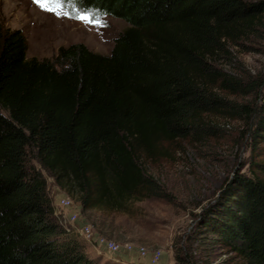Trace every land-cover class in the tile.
Here are the masks:
<instances>
[{
  "label": "trees",
  "instance_id": "1",
  "mask_svg": "<svg viewBox=\"0 0 264 264\" xmlns=\"http://www.w3.org/2000/svg\"><path fill=\"white\" fill-rule=\"evenodd\" d=\"M64 1L73 17L128 26L109 53L73 43L39 59L21 29L0 24V264H111L58 221L32 158L83 211H127L162 196L146 163L180 139L219 137L215 118H241L264 142V73L240 77L219 64L231 45L261 36L264 0ZM253 162L206 220L238 264H264V159Z\"/></svg>",
  "mask_w": 264,
  "mask_h": 264
},
{
  "label": "rangeland",
  "instance_id": "2",
  "mask_svg": "<svg viewBox=\"0 0 264 264\" xmlns=\"http://www.w3.org/2000/svg\"><path fill=\"white\" fill-rule=\"evenodd\" d=\"M71 5L64 1L59 14H54L43 10L34 0H0V24L24 32L28 57L53 59L60 47L73 43L109 53L116 36L128 23L108 15L99 17L96 20L99 23L80 20L70 15ZM260 31L261 36L231 45L229 63L221 59L219 64L240 77L264 73V27ZM228 97L239 103L254 101L252 95ZM215 120L223 129L219 137L211 138L204 146L180 139L168 145L170 156L146 163L149 172L160 181L162 196L135 201L127 211L99 208L83 211L76 197L60 188L35 158L32 162L47 178L48 195L55 211L60 209L61 197L67 195L73 201L63 213L79 214L75 233L86 253L95 244L83 238L80 228L90 224L94 237L115 240L121 245L120 253L128 258L139 260L140 256L137 250L125 251L122 248L125 243L132 242L137 248L145 246L147 255L141 264H153L151 257L156 249L162 252L156 264H238L240 257L212 231L206 220L221 205L224 189L230 183V189L234 185L237 172L251 174L255 169L253 161L264 159V142L255 141L250 132L244 133L246 125L241 118ZM105 252L100 255L102 258L106 257ZM110 263L127 264V260Z\"/></svg>",
  "mask_w": 264,
  "mask_h": 264
},
{
  "label": "built area",
  "instance_id": "3",
  "mask_svg": "<svg viewBox=\"0 0 264 264\" xmlns=\"http://www.w3.org/2000/svg\"><path fill=\"white\" fill-rule=\"evenodd\" d=\"M59 205H60V209L54 212L58 221L62 225L67 226L69 227V229H73L75 231L77 228L74 229L75 227H73L72 224H75V222L78 220L79 214L76 212H73L69 215H66L63 213V210L73 205V201L71 200L69 196L65 195L60 198ZM80 229H81V234L83 238L89 242H94L96 249L100 253L103 252L104 250L106 251V253L110 255L112 259L119 261L116 256L121 251V245L118 242H116L113 239H108L105 236L94 237L93 230L90 224H85ZM122 248L128 252L137 250L140 258H145L147 255V249L145 246H139L137 248L132 242L125 243L122 246ZM161 255H162L161 250L156 249L152 254L151 262L153 264H156L160 260ZM127 264H135V263L132 261H127Z\"/></svg>",
  "mask_w": 264,
  "mask_h": 264
},
{
  "label": "snow or ice",
  "instance_id": "4",
  "mask_svg": "<svg viewBox=\"0 0 264 264\" xmlns=\"http://www.w3.org/2000/svg\"><path fill=\"white\" fill-rule=\"evenodd\" d=\"M34 2L43 10L53 12L54 14H59V9L64 5V0H34ZM76 18L90 23H99V21H95L94 18H90L88 15H79Z\"/></svg>",
  "mask_w": 264,
  "mask_h": 264
},
{
  "label": "crops",
  "instance_id": "5",
  "mask_svg": "<svg viewBox=\"0 0 264 264\" xmlns=\"http://www.w3.org/2000/svg\"><path fill=\"white\" fill-rule=\"evenodd\" d=\"M72 226L73 227H75L74 229H76L77 228V225H76V223L75 224H72ZM95 247V246H94ZM94 247L92 246V250H90V251H88L87 252V254L91 257V258H98V259H100V261L102 262V263H105V262H110L111 260H113V261H116V260H114V259H112L111 257H110V255L108 254V253H104L105 255H106V257H103L102 258V256H100L101 254H103V252H99L97 249H96V247H95V251L97 252L96 254H94ZM120 256H122V257H120ZM117 259L119 260V261H116V262H122V261H125V260H127V261H132V262H134L135 264H141L143 261H142V258H140L139 260H137V259H133V258H128V256L126 255V254H121V253H119L117 256ZM138 258H139V256H138ZM144 264V263H143Z\"/></svg>",
  "mask_w": 264,
  "mask_h": 264
}]
</instances>
